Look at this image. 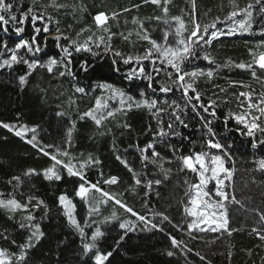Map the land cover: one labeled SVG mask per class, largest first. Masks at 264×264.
Masks as SVG:
<instances>
[{
	"label": "trees",
	"instance_id": "obj_1",
	"mask_svg": "<svg viewBox=\"0 0 264 264\" xmlns=\"http://www.w3.org/2000/svg\"><path fill=\"white\" fill-rule=\"evenodd\" d=\"M48 2L49 0H42L44 4ZM59 2L71 6L78 5L80 0H59ZM235 2L240 8H244L248 3H254L255 0H235ZM30 3L31 0H23L24 8ZM83 3L87 6V11L77 12L75 16L71 10L53 12V15L60 21V28L73 37L82 28L95 30L93 16L103 11L121 13L117 19L110 20L109 24L111 30L117 33L112 39L113 47L125 53H142L149 46L147 41L140 40L136 36V32L140 29L139 24H133V17H138L144 23L153 38L162 39L165 25L162 21L153 19L155 16H162L161 9L155 5L144 4L143 0H83ZM137 4L140 5L138 9L132 8ZM168 7V19L172 16H181L186 23H189V27L191 26L189 16L192 11L191 0H170ZM124 8L132 10L122 12ZM231 10L229 0H196V18L201 24L212 23L216 17L223 20ZM49 11L52 10L49 9ZM254 15L258 20L261 19L258 11ZM217 27H223V25L220 24ZM154 28L156 31H151ZM129 32H132L131 42L125 41L120 36V33L127 35ZM258 33V27L254 26L253 34L225 36L214 41L207 51L216 63L222 65L220 68H216L214 64L209 65L203 59L196 60L193 65L189 66V69L193 66L205 70L213 68L216 73L212 81L201 78L199 90L203 94L205 103L209 97L219 101L217 108L219 119L214 122L213 128L217 133V139L222 144L231 145L229 149L231 160L226 166L234 167V175L229 191L234 190L236 199L241 202V204L229 202L226 205L228 227L232 230L231 235L227 232H194L195 238L193 239L186 231H180L175 227L177 224H183L186 219L183 211L186 201L184 181L186 179L195 181L193 174L179 171L178 161L174 160L171 164H165V167L172 169L167 180L163 179L154 166L148 165L146 171L149 178H159L163 181L159 187H154L150 195L145 196L147 189L143 185L134 186L132 173L116 159V155L126 157L137 171L141 169L139 153L133 151L130 146L138 143L143 147L152 140V132L156 131V122L146 109L133 108L126 114L117 113L114 119L107 120L105 126L99 130L90 118L83 120L80 118L84 111L92 107L95 97L101 95L99 89H96L98 83H113L139 98V90L147 91L146 81L128 82L123 76L125 70L123 65L120 66L121 72L119 73L112 70L110 56L93 59L83 53L76 56V61L88 59L93 67L85 73L79 69L78 63H74L73 70L77 73L74 80L67 76L58 77L55 73L49 74L46 68H38L27 77V82L21 85L19 77L28 71L25 65H16L12 70H0V121L26 124L29 128L37 127V137L40 143L66 148L73 157L78 159L89 155L96 157L101 163L87 170L89 180L92 182L101 180L102 177L99 175L101 171L104 174L103 178L115 175L119 177V183L116 185L102 184L105 190L113 194H123L121 198L128 206L155 223H160V217H153L152 212H160L169 217L170 222L165 221L160 224L163 228L162 232L147 231L144 225L136 220V217L112 202L102 206L101 214L93 217L98 222L104 216H110L113 211L119 217L116 221L101 225L105 235L100 238L98 244L101 250L113 253L106 264H264V241L252 231L253 227L258 230L264 229V223L260 221V214L264 213V171H260L254 163L264 158V146L252 148L251 138L242 136L236 131L237 125L233 121L229 120L227 127L223 123L227 112L240 111L233 93L238 95L239 92L247 90L241 87H229L230 81H243L255 87L257 91L262 90V85L253 80L250 72L223 66L229 60L237 63L250 61L248 49L255 48L261 40H264V36ZM89 34L91 33L85 32L81 39ZM24 35L25 37L31 35L30 26L26 28ZM3 39H8L9 44L16 41L15 34L11 31L8 37L0 32V40ZM169 39L171 40L172 37L170 36ZM41 42L43 44V40ZM59 53L60 49L56 47V42L49 39L44 50L38 54V58L41 63H46L50 57L59 58ZM203 54L200 53L201 56ZM159 79H166V77L162 74ZM213 85L226 88L227 92L220 93ZM76 86L85 87L88 94L76 93ZM93 89L96 90L93 91ZM180 96V92L174 91L166 98L169 101L175 99L182 104ZM224 100L228 102L224 103ZM186 122L189 124L188 128L178 129L182 136L171 140L172 144L184 150L183 153H177V155L187 154L193 144L195 150L200 151L205 139V130L201 127V121L191 109L188 110ZM124 123L130 125V129L121 127ZM149 125L152 127V132L148 131ZM108 129L111 131L108 132ZM69 130L72 133L70 145L66 143ZM101 131L106 134L100 135ZM28 135L30 137L31 133ZM184 136L189 137L193 143L190 144L189 140L182 139ZM125 149H128L127 153ZM47 150L55 151L53 148ZM157 151L165 159L173 158V154L163 144L157 145ZM51 163L52 161L39 153L36 148L0 127V190L10 192L12 189L7 181L13 176H22L29 168L41 171ZM63 177L61 181L55 183L45 181L42 177L26 178L24 186L20 189L25 193L31 190L48 206L46 210L41 208L34 213L45 235L30 250L28 264H92L91 254L89 257L82 255L81 238L78 232L69 225L57 198L63 192L73 198L76 205V218L82 225L87 219L88 205L75 197V189L80 183L79 179L69 177L66 172L63 173ZM32 185L35 187L32 188ZM156 193L159 195L157 196ZM96 195L99 196V194ZM146 201L147 207L145 206ZM8 216L5 210L0 209V232L6 229L10 238L15 239L17 244L24 243L28 231L18 227L21 213H17L12 220H9ZM123 220H132L139 226L120 240L124 230H121L118 225ZM94 227L95 225L90 228L86 227L85 231L90 235ZM169 234L178 240H184L192 251L181 254L179 250L172 249ZM0 247L8 248L12 252L18 251L11 240L5 241L0 238ZM169 250L176 254L169 257L167 255ZM196 253L204 256L205 260H201Z\"/></svg>",
	"mask_w": 264,
	"mask_h": 264
},
{
	"label": "snow or ice",
	"instance_id": "obj_2",
	"mask_svg": "<svg viewBox=\"0 0 264 264\" xmlns=\"http://www.w3.org/2000/svg\"><path fill=\"white\" fill-rule=\"evenodd\" d=\"M229 2L232 10L227 13L223 20L216 17L212 23L201 24L196 18V0H191L192 11L189 13L191 26L189 27V23H186L181 16H172L168 19L170 0H143L144 4L150 3L161 9L162 16H155L153 19L162 21L165 25L162 31V39L153 38L144 23L138 17H133V24H139L140 29L136 32V36L140 40L147 41L149 46L142 53H125L113 47L112 39L117 33L111 30L109 24L110 20L117 19L121 14L120 12H97L93 16L95 30L82 28L73 37L60 28V21L53 15V12L71 10L74 16L77 12H85L87 6L84 5L83 0H80L78 5L73 4L71 6L60 3L59 0H49L47 4L42 3V0H31L26 8H24L23 0H0V32L8 37L11 31L16 37V41L12 44H9L8 39L0 40V70H12L16 65H25L28 71L19 77L21 85H24L27 82V77L38 68H46L49 74L55 73L58 77L67 76L74 80L77 75L73 70L74 63H78L79 69L88 73L93 67L90 61L88 59L76 61L75 59L81 53L87 54L93 59L110 56L113 71L119 73L121 72L120 66H124L123 76L125 80L128 82L134 80L147 82V91L145 89L139 90V98L113 83H98L96 89H99L101 95L95 97L92 107L84 111L80 118L82 120L90 118L99 130L105 126L107 120L114 119L117 113L126 114L133 108L148 111L151 118L156 122L155 132H152L151 125L148 127V131L152 132V140L143 147L138 143L130 146L133 151L139 153L138 159L142 165L141 169L137 171L128 159L120 154L116 155V159L132 173L134 186L143 185L147 189L145 196L150 195L154 187H159L163 182L159 178H149L146 171L149 164L158 170L164 180L169 178L172 171L171 168L165 167V164H171L174 160L179 162L180 172H188L195 176L194 182L187 179L184 181L186 201L183 211L186 219L183 224L175 225L178 230L186 231L188 236L193 239L195 238L194 232H227L231 235L232 230L228 227L229 219L226 205L229 202L241 204L236 199L234 190L229 191L234 175V167L226 166L227 162L231 160L229 152L231 145L222 144L217 139V133L213 128L214 122L219 119L217 115L219 101L209 97L205 103L203 94L199 90L200 79L206 78L207 81H212L216 75L215 70L213 68L205 70L195 66L189 69V66L199 59L207 61L209 65L214 64L216 68L222 67L207 51L213 42L220 40L221 37L253 34L254 26L258 27V34L264 36V0H255L254 3H248L244 8H240L235 0H229ZM139 7V4L132 6L136 9ZM131 10V8H124L121 11L129 12ZM257 11L261 17L259 20L254 15ZM220 24L223 27H217ZM29 26L31 35L25 37L24 33ZM151 31H156V29ZM85 32L91 34L81 39ZM120 36L125 41L131 42L132 32L127 35L120 33ZM170 36L172 37L171 40L169 39ZM49 39L55 41L56 47L60 49L59 58L50 57L46 63H41L38 54L44 50ZM41 40H43V44ZM261 49H264V40H261L255 48L248 49L250 61L237 63L229 60L223 65L224 67H234L250 72L253 80L262 85V90L257 91L255 87L245 84L243 81H230L229 87H241L247 90L239 92L238 95L233 93L240 111L230 110L223 118L225 127L231 120L237 125L236 131L242 136L251 138V146L254 149L258 146H264V50ZM200 53H204L203 56ZM162 74L166 79H159ZM213 87L220 93L227 92L226 88L219 85H213ZM174 91L180 92L182 104L175 99L169 101L166 98L169 93ZM75 92L88 94L85 87L80 86L75 87ZM227 102L224 100V103ZM189 109L199 117L201 127L205 130V139L200 151H196L193 144L187 154L177 155V153H183L184 150L172 144L171 140L182 136L181 132L178 131L179 128L189 127L186 122ZM59 115L62 116L63 113H59ZM0 127L21 138L52 161L48 167L41 171L29 168L22 176H13L7 181L12 189L10 192L0 190V209H4L9 214V220L14 219L17 213H21L18 227L28 231V236L22 244H17L15 239H11L6 229L0 232V238L5 241L11 240V243L18 248L17 252H12L8 248L0 247V264H28L30 250L45 235L34 213L41 208L46 210L48 206L31 190L27 193L20 191L26 178L42 177L45 181L55 183L61 181L64 178L63 173L66 172L69 177L79 179L80 183L75 189V197L88 205V215L83 225L76 218V205L73 198L63 192L57 199L69 225L78 232L81 238L82 255L89 257L91 254L92 264H106L113 254L111 251L101 250L98 241L105 235L101 225L118 220L117 213L113 211L110 216H104L99 222L93 218L94 215H100L101 207L106 206L109 202L136 217V220L142 223L147 231L162 232L163 228L160 224L169 221L167 215L152 212L153 217H160V223L153 222L147 216L137 213L128 206L121 198L123 194H113L102 187V184H118L119 177L111 175L103 178L104 174L101 171L99 173L102 177L101 180L96 182L89 180L87 170L101 163L96 157L89 155L86 158L82 156L78 159L73 157L66 148L40 143L37 137V127L29 128L26 124H11L2 121H0ZM121 127L130 129L131 126L124 123ZM107 131L110 132L111 130L108 129ZM28 133H31L30 137ZM104 134L106 132H100V135ZM71 135V130H69L66 140L69 145L71 144ZM182 139L189 140L190 144L193 143L189 137L184 136ZM158 144H163L168 148L173 154V158L165 159L162 157L161 153L157 151ZM49 148H53L55 151L49 152L47 150ZM127 152L128 149H125V153ZM254 163L260 171H264V158L254 161ZM34 187L35 185H32V188ZM156 194L159 195V193ZM145 206L147 207V201ZM260 221L264 223V213L260 214ZM93 225L95 227L89 235L85 228H90ZM118 226L124 230L123 235L120 236V240H123L128 232L136 230L139 225L132 220H123ZM252 231L264 241V229L258 230L253 227ZM169 239L172 249L179 250L181 254L192 251L191 248L187 247L184 240H178L171 234H169ZM174 254L176 253L172 250L167 251L169 257ZM196 255L201 260H205V257L200 253H196Z\"/></svg>",
	"mask_w": 264,
	"mask_h": 264
},
{
	"label": "rangeland",
	"instance_id": "obj_3",
	"mask_svg": "<svg viewBox=\"0 0 264 264\" xmlns=\"http://www.w3.org/2000/svg\"><path fill=\"white\" fill-rule=\"evenodd\" d=\"M4 210V209H3Z\"/></svg>",
	"mask_w": 264,
	"mask_h": 264
}]
</instances>
